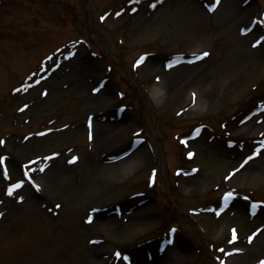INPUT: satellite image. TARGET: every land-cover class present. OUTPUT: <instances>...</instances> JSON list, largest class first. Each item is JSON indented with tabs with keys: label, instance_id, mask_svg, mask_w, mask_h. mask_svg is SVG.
I'll list each match as a JSON object with an SVG mask.
<instances>
[{
	"label": "rangeland",
	"instance_id": "obj_1",
	"mask_svg": "<svg viewBox=\"0 0 264 264\" xmlns=\"http://www.w3.org/2000/svg\"><path fill=\"white\" fill-rule=\"evenodd\" d=\"M262 106L264 0H0V264H264Z\"/></svg>",
	"mask_w": 264,
	"mask_h": 264
},
{
	"label": "bare ground",
	"instance_id": "obj_2",
	"mask_svg": "<svg viewBox=\"0 0 264 264\" xmlns=\"http://www.w3.org/2000/svg\"><path fill=\"white\" fill-rule=\"evenodd\" d=\"M242 6L243 7L240 8L241 11L249 8L250 7L249 1L247 3L243 2ZM171 82L172 80H170V83ZM152 94L154 95V97L159 98V101L162 102V105L163 103H166V102H177L178 103L182 101L183 99L181 90H177L176 92H174V94L170 95V93L167 90L164 91V89L161 88L159 85L154 86ZM189 95H191V92H189ZM98 128L99 129H97V125H96L97 135L94 141V145L102 149L104 146L108 144H112L113 150L114 151L117 150L119 148L118 144L121 138L125 137L126 129L123 126H119V125L117 127H114L113 130H110L109 128H106V127H98ZM106 129H108V131H106ZM104 133H106V135H104ZM135 156L136 155L134 154V152H132L126 157H124L122 161L120 162V165H121L120 170L122 171V170L131 169L136 159ZM139 214H140V211H134L127 217V222L130 225L141 223ZM174 237L176 238V235H174Z\"/></svg>",
	"mask_w": 264,
	"mask_h": 264
},
{
	"label": "snow or ice",
	"instance_id": "obj_3",
	"mask_svg": "<svg viewBox=\"0 0 264 264\" xmlns=\"http://www.w3.org/2000/svg\"><path fill=\"white\" fill-rule=\"evenodd\" d=\"M218 4H219V0H217V6H218ZM212 10L214 11L215 9L213 8ZM257 43H259V41H258ZM204 55L207 56L208 53H204ZM190 155H191V153H190ZM249 159H251V157H249ZM21 183H22V182H21ZM19 186H20V185H16L15 187H19ZM37 188H39V185H37ZM11 193H12V189L9 190V194H11ZM21 199H23V197H21ZM0 215H3V214L0 213ZM117 255H119V253H117Z\"/></svg>",
	"mask_w": 264,
	"mask_h": 264
}]
</instances>
